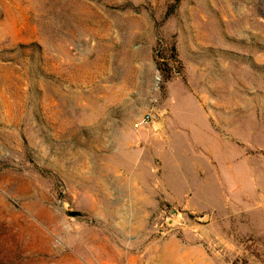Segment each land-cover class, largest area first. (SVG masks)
I'll use <instances>...</instances> for the list:
<instances>
[{
	"label": "rangeland",
	"instance_id": "obj_1",
	"mask_svg": "<svg viewBox=\"0 0 264 264\" xmlns=\"http://www.w3.org/2000/svg\"><path fill=\"white\" fill-rule=\"evenodd\" d=\"M0 264H264V0H0Z\"/></svg>",
	"mask_w": 264,
	"mask_h": 264
},
{
	"label": "built area",
	"instance_id": "obj_2",
	"mask_svg": "<svg viewBox=\"0 0 264 264\" xmlns=\"http://www.w3.org/2000/svg\"><path fill=\"white\" fill-rule=\"evenodd\" d=\"M152 121V118L150 115H145L142 119H141V123L142 124H148Z\"/></svg>",
	"mask_w": 264,
	"mask_h": 264
}]
</instances>
